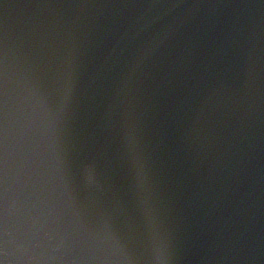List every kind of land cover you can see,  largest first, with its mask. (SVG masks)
I'll return each mask as SVG.
<instances>
[{"label":"clouds","instance_id":"clouds-1","mask_svg":"<svg viewBox=\"0 0 264 264\" xmlns=\"http://www.w3.org/2000/svg\"><path fill=\"white\" fill-rule=\"evenodd\" d=\"M0 264H264V0H0Z\"/></svg>","mask_w":264,"mask_h":264}]
</instances>
